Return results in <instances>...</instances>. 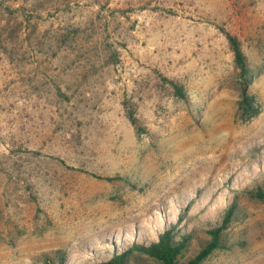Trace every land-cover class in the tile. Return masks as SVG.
<instances>
[{
    "label": "rangeland",
    "instance_id": "374dc122",
    "mask_svg": "<svg viewBox=\"0 0 264 264\" xmlns=\"http://www.w3.org/2000/svg\"><path fill=\"white\" fill-rule=\"evenodd\" d=\"M257 188L264 0H0V264H104L172 227L185 264L230 207L202 264H264Z\"/></svg>",
    "mask_w": 264,
    "mask_h": 264
},
{
    "label": "trees",
    "instance_id": "16d2710c",
    "mask_svg": "<svg viewBox=\"0 0 264 264\" xmlns=\"http://www.w3.org/2000/svg\"><path fill=\"white\" fill-rule=\"evenodd\" d=\"M231 49L234 53V61L239 69L241 80V110L248 118L253 117L259 111L253 104V98L248 94V87L252 81V76L247 70L245 56L240 48L239 42L235 38H229ZM182 96V95H181ZM183 97V96H182ZM254 197L264 202V190L257 188ZM239 211L235 207L226 210L222 222L214 229H210V241L199 251V253L188 263L202 264L214 251L223 247L222 235L224 230L232 223L235 218H239ZM181 219V218H180ZM175 227L166 230L159 236V239L150 244L134 243L128 250L115 253L111 259L104 264H130L133 255H146L157 261L159 264H182L180 256L186 249L190 236H182L176 239Z\"/></svg>",
    "mask_w": 264,
    "mask_h": 264
}]
</instances>
